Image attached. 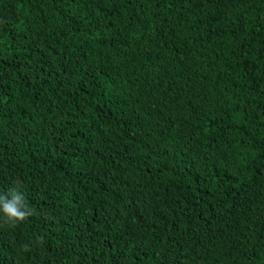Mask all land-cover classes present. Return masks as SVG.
<instances>
[{
    "label": "trees",
    "instance_id": "1",
    "mask_svg": "<svg viewBox=\"0 0 264 264\" xmlns=\"http://www.w3.org/2000/svg\"><path fill=\"white\" fill-rule=\"evenodd\" d=\"M0 264H264V0H0Z\"/></svg>",
    "mask_w": 264,
    "mask_h": 264
},
{
    "label": "clouds",
    "instance_id": "2",
    "mask_svg": "<svg viewBox=\"0 0 264 264\" xmlns=\"http://www.w3.org/2000/svg\"><path fill=\"white\" fill-rule=\"evenodd\" d=\"M0 212L13 223L25 220L32 215V209L28 208L24 197L17 191L9 195H0Z\"/></svg>",
    "mask_w": 264,
    "mask_h": 264
}]
</instances>
